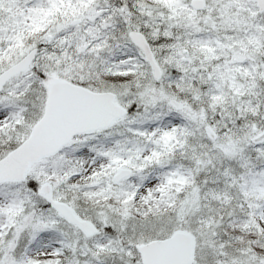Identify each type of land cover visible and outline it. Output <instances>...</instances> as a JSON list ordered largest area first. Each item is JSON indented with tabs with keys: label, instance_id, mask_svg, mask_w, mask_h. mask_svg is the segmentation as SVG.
Returning <instances> with one entry per match:
<instances>
[{
	"label": "snow or ice",
	"instance_id": "obj_1",
	"mask_svg": "<svg viewBox=\"0 0 264 264\" xmlns=\"http://www.w3.org/2000/svg\"><path fill=\"white\" fill-rule=\"evenodd\" d=\"M0 264H264V0H0Z\"/></svg>",
	"mask_w": 264,
	"mask_h": 264
}]
</instances>
